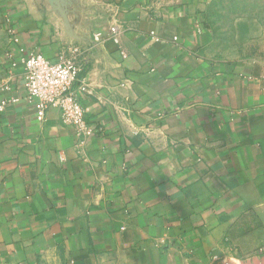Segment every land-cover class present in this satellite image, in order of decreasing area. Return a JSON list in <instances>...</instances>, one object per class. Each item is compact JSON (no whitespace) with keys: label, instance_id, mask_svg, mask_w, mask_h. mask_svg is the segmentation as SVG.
Wrapping results in <instances>:
<instances>
[{"label":"crops","instance_id":"0c3cea01","mask_svg":"<svg viewBox=\"0 0 264 264\" xmlns=\"http://www.w3.org/2000/svg\"><path fill=\"white\" fill-rule=\"evenodd\" d=\"M212 1L82 0L76 39L42 0H0V264L264 255V61L214 51ZM29 51L78 65L94 134L36 119Z\"/></svg>","mask_w":264,"mask_h":264},{"label":"built area","instance_id":"2783aa9c","mask_svg":"<svg viewBox=\"0 0 264 264\" xmlns=\"http://www.w3.org/2000/svg\"><path fill=\"white\" fill-rule=\"evenodd\" d=\"M117 30L118 26L109 28L113 36ZM10 32L13 33L14 29L10 28ZM101 37V32L95 34L96 40ZM114 40L118 41L117 37ZM17 65L13 62V66ZM21 65L27 97L34 105L38 121H44L48 111L57 108L63 121L73 126L79 136L94 134L95 129L88 123L86 111L74 90L79 67L72 58L60 55L57 60H52L41 52L29 51L22 57Z\"/></svg>","mask_w":264,"mask_h":264},{"label":"rangeland","instance_id":"374dc122","mask_svg":"<svg viewBox=\"0 0 264 264\" xmlns=\"http://www.w3.org/2000/svg\"><path fill=\"white\" fill-rule=\"evenodd\" d=\"M211 4L214 51L227 60L264 61V0H213ZM4 29L11 34L10 26L0 22V41L5 37Z\"/></svg>","mask_w":264,"mask_h":264},{"label":"water","instance_id":"95a60500","mask_svg":"<svg viewBox=\"0 0 264 264\" xmlns=\"http://www.w3.org/2000/svg\"><path fill=\"white\" fill-rule=\"evenodd\" d=\"M46 6L49 7L50 12L56 14L63 22L66 34L72 38L85 39L79 34L76 29V23L82 19L81 8L82 0H42ZM221 257V254H218ZM213 264H225L221 258L216 260ZM240 264H264V255L261 257H254L245 261H240Z\"/></svg>","mask_w":264,"mask_h":264}]
</instances>
